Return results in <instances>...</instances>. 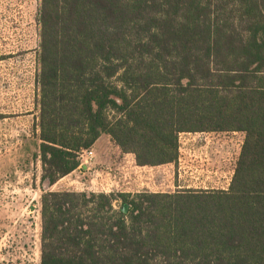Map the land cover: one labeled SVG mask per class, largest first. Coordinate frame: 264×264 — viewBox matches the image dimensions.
I'll use <instances>...</instances> for the list:
<instances>
[{
	"label": "trees",
	"instance_id": "1",
	"mask_svg": "<svg viewBox=\"0 0 264 264\" xmlns=\"http://www.w3.org/2000/svg\"><path fill=\"white\" fill-rule=\"evenodd\" d=\"M36 19L48 186L103 135L157 167L180 132L243 134L226 189L44 191L40 264H264V0H40Z\"/></svg>",
	"mask_w": 264,
	"mask_h": 264
},
{
	"label": "rangeland",
	"instance_id": "2",
	"mask_svg": "<svg viewBox=\"0 0 264 264\" xmlns=\"http://www.w3.org/2000/svg\"><path fill=\"white\" fill-rule=\"evenodd\" d=\"M40 0H0V244L1 252L11 257L0 264H19L18 257L27 251L30 264L40 254V197L44 191L72 190L118 193L138 191L176 192L177 176L171 166L139 170L130 157L121 154L107 135L94 145L86 169H77L54 185L41 182V163L35 158L38 149L37 123ZM187 137V136H186ZM195 139L193 150H183L180 171L189 181L193 166L202 170L206 188L225 186L243 141L237 132H204ZM192 144V141L189 142ZM196 157L197 162L190 164ZM110 171L116 182L96 177ZM177 171V170H176ZM105 179V180H104ZM185 189V188H184Z\"/></svg>",
	"mask_w": 264,
	"mask_h": 264
},
{
	"label": "built area",
	"instance_id": "3",
	"mask_svg": "<svg viewBox=\"0 0 264 264\" xmlns=\"http://www.w3.org/2000/svg\"><path fill=\"white\" fill-rule=\"evenodd\" d=\"M204 132H180L178 134V157L177 160L173 163H169L166 164L165 166L169 165L171 166V175L172 176H177L178 179V183L177 184V189H189V188H206V179L202 178L203 174H201L202 170H200L197 166H193L194 170L189 172L188 177H189V181L186 182V180L184 179L185 175H183L185 172H181V164H182V156H183V150L185 147H188L189 152L191 150H193L194 145L196 143L195 139H189L188 137L191 135H196L197 137H199L200 134H202ZM187 136V137H186ZM192 141V144H189V142ZM93 155V152L91 149L88 150H82L78 153L79 159H80V166L79 168L81 169L84 165L88 164V160H91ZM127 157H130V163L132 164V166L136 169H139L140 171L143 169H152L154 167H148V166H138L135 163L134 157L132 154H124ZM190 164L193 165L194 163L197 162L196 157H194L193 159H190ZM177 170V171H176ZM234 170L232 169V172L230 173V176L225 184V186L223 187H212V188H216V189H226L229 186L231 177L233 175ZM96 177H103L106 180H111V183L116 182V177L115 175H113L110 171H101L100 174L97 173ZM104 179V180H105Z\"/></svg>",
	"mask_w": 264,
	"mask_h": 264
},
{
	"label": "crops",
	"instance_id": "4",
	"mask_svg": "<svg viewBox=\"0 0 264 264\" xmlns=\"http://www.w3.org/2000/svg\"><path fill=\"white\" fill-rule=\"evenodd\" d=\"M108 137V136H107ZM109 138V137H108ZM101 139V137L98 139V141ZM110 140V139H109ZM97 141V142H98ZM97 142L95 143V145L97 144ZM164 166V165H162ZM2 245L0 244V247ZM2 251V248H0V260H5L6 257H11V255H9L6 251L4 252H1ZM19 261H21V263L19 264H30V256L28 254V252L25 250V251H22V253H20V256L18 257ZM6 261V260H5ZM35 262V264H40V254L39 256L37 257V259H34L33 260Z\"/></svg>",
	"mask_w": 264,
	"mask_h": 264
},
{
	"label": "water",
	"instance_id": "5",
	"mask_svg": "<svg viewBox=\"0 0 264 264\" xmlns=\"http://www.w3.org/2000/svg\"><path fill=\"white\" fill-rule=\"evenodd\" d=\"M127 207H128V206H124V208H123V209H124V210H126V209H127Z\"/></svg>",
	"mask_w": 264,
	"mask_h": 264
}]
</instances>
